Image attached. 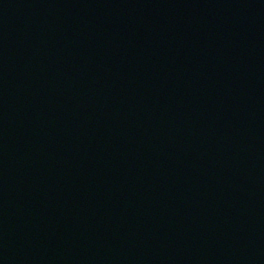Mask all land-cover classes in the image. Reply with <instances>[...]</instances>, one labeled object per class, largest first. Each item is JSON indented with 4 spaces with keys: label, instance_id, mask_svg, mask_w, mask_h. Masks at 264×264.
<instances>
[{
    "label": "water",
    "instance_id": "95a60500",
    "mask_svg": "<svg viewBox=\"0 0 264 264\" xmlns=\"http://www.w3.org/2000/svg\"><path fill=\"white\" fill-rule=\"evenodd\" d=\"M0 264H264V0H0Z\"/></svg>",
    "mask_w": 264,
    "mask_h": 264
}]
</instances>
